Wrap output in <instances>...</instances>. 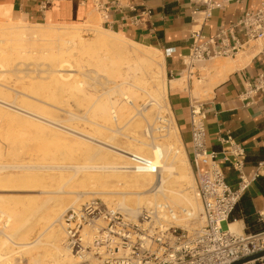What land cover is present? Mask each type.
Here are the masks:
<instances>
[{"label":"bare ground","instance_id":"1","mask_svg":"<svg viewBox=\"0 0 264 264\" xmlns=\"http://www.w3.org/2000/svg\"><path fill=\"white\" fill-rule=\"evenodd\" d=\"M0 20H5L3 16ZM93 18L89 16L86 24L89 25ZM53 38L55 40H53ZM63 40L59 47L45 48L54 41ZM83 38L78 27H63L56 30H46L42 26L28 25L22 21L15 23L0 24V76L2 73L13 75L14 78L0 80V94L6 96L14 95L22 102L36 105L42 103L41 109L48 110L47 105L55 106L59 103V93L68 92L76 98V110H66L70 119L83 118L90 120L98 126V130L104 133L112 125V119L117 122V115L123 116L128 107L137 109V97L149 98L146 103L154 109L166 107L171 113L167 100V85L159 83V74L164 69V58L162 52L152 46L141 44L128 39L120 33L101 27L95 34L94 42L108 46L113 51L124 56L122 66L117 67L116 59L109 63L103 62L99 71L102 72L103 81L111 82L110 92H115L113 97L92 95L83 86L75 74L69 72L74 67L69 57H66L77 43H82ZM131 44V45H130ZM53 45V44H52ZM245 52L237 55L234 62L224 59L213 58L205 63L199 62V67L206 71L203 81L194 80L191 85V93L197 97L201 91H210L211 88L223 80L234 68L245 63L258 47L249 44ZM44 47V48H43ZM40 57V58H39ZM35 58L40 61L26 62L24 59ZM42 58L44 60H42ZM104 58L107 55L104 52ZM84 58L79 57L78 61ZM4 64L9 68L4 69ZM117 64V65H116ZM198 64V63H197ZM116 65V66H115ZM120 66V65H119ZM194 68H191V74ZM98 72V71H96ZM149 72L151 80L148 83L139 81L140 73ZM187 71H183L179 78L169 80V87H183L191 77ZM42 84L52 90L50 96L42 94ZM49 99V101L47 100ZM53 101V102H52ZM14 102V101H12ZM52 102V103H51ZM86 102V104L84 103ZM128 107H127V106ZM50 107L49 111H51ZM129 113V111H128ZM160 115L159 117H162ZM172 116V113H171ZM90 117V118H89ZM172 123L167 128L169 142L162 145L154 139L133 136L129 138L132 147H118L114 144L100 141L102 144L118 153L124 161L103 162L101 164L83 165L78 168L86 169L89 174L95 172L116 171L120 173V179L107 190H95L93 193L117 196H103L105 201L116 200L118 205L126 214L136 216L142 208L152 206L158 202L165 201L176 209H186L187 215L179 217L176 222L179 225H188L189 221L195 220L198 212L201 215L202 206L195 201L193 192L194 179L189 169L187 155L175 124L173 116ZM169 126V122L167 123ZM151 127L145 128L149 133ZM9 167L5 172L7 176L24 177L27 173L42 171V175L55 168L53 165H31L27 163H16L3 165L1 168ZM0 173H2L0 171ZM264 175V168L261 170ZM90 191L77 192L71 204H77ZM74 207V206H73ZM62 211H55L50 218L42 224V234L48 232L47 245L56 246L58 233L61 231L58 224H55L56 216L59 217ZM55 214V215H54ZM53 218V219H52ZM202 218V215H201ZM194 223V222H193ZM240 221H230L228 227L231 231L240 232L238 224ZM13 221L10 215L0 210V231L4 232L5 238H9ZM226 228V225H224ZM34 241L23 244H35ZM42 240V244L46 243ZM60 250V248L58 247ZM1 253L0 245V259ZM48 253L43 251L42 264H57L58 261L49 259ZM59 264H78L77 258L68 252L60 254ZM15 264V263H10Z\"/></svg>","mask_w":264,"mask_h":264},{"label":"rangeland","instance_id":"2","mask_svg":"<svg viewBox=\"0 0 264 264\" xmlns=\"http://www.w3.org/2000/svg\"><path fill=\"white\" fill-rule=\"evenodd\" d=\"M90 16L93 21L89 25H85L87 18L77 23H24L30 26H42L46 30L78 27L83 41L72 47L73 49L66 56L74 64L69 72L75 74L76 78L82 82L80 86L85 87L90 94L113 97L115 92L106 94L113 85L111 82L103 81L101 76L103 74L99 71V68L103 62L109 63L113 59L117 60V67H121L124 56L116 54L108 46L94 42L95 34L103 26L98 13H92ZM17 21L13 17L6 16L5 20H0V24L5 25ZM53 40L55 39L53 38ZM61 41L63 40L54 41L53 45L49 44L45 48L59 47ZM250 45L260 48L259 43L255 41L250 42ZM104 52L107 58H104ZM79 57L84 59L78 61ZM215 58L229 59L224 57ZM24 60L26 62L40 61V59L35 58ZM42 60L44 59L42 58ZM199 64L201 63L196 65L193 70L195 72L191 74L190 79L192 82L197 79L203 81L206 77V71L202 70ZM3 68L8 69L9 65L4 64ZM197 72L199 75H197ZM9 77L10 79L14 78L13 75L5 72L1 74L0 80L3 81ZM170 78L163 69V72L159 74L158 81L167 85ZM139 81L142 83L152 81L149 72L140 73ZM188 86L189 83L183 87L188 88ZM42 94L45 97L50 96L52 90L42 84ZM58 95L60 96L59 103H55V106L47 105L48 110H45L40 108L42 103H38L37 106L31 105L20 101L14 95L0 94V166L16 163L55 166L46 175H42V171L35 169L24 177L7 176L5 172L10 169L9 167L0 169L2 172L0 173V210L10 215L13 221V229L9 232V238H5V231H0L1 253L3 254L0 264H10L11 262L15 264H42L43 251L48 253L47 258L54 259L59 264L62 262L60 256L62 252L66 251L71 254L62 245L64 229L60 222L61 215L69 207H77L90 197H98L103 201H105L103 196L112 199L117 197L93 193V191L107 190L109 186L119 181V172L105 171L89 174L86 169L78 168V166L83 165L124 161L122 156L100 141L118 147H132L129 144L130 137L138 136L149 139L154 136L156 142L162 145L169 142L167 128L172 124L170 122L171 113L166 107L154 109V107L148 105L146 101L149 98L144 99L138 96L137 109L126 105L128 107L127 112L121 117L117 115V122L112 119V125H108L109 128L101 133L97 129L98 126L90 120L69 118L66 110L77 112L76 98L73 94L62 92ZM197 97L204 99L206 91L199 92ZM47 100L49 101V99ZM84 103L86 104V102ZM50 107H52L51 111H49ZM160 115H166L169 122V126L167 124L163 131L158 129V117ZM148 125L154 127V129L150 128L149 133H145V128ZM193 182V192H195L196 185L195 181ZM82 191H90L91 193L86 194L77 204H71L75 194ZM195 201L200 204L196 195ZM115 202L116 200H112L110 203ZM63 209L64 211L59 217L56 216L55 221V224H58L61 229L58 233L57 247L48 246L46 242L48 232L42 234V224L55 211L58 212ZM199 213L196 215L195 220L189 221L190 227L203 224V218ZM237 216L238 213L235 212L234 217L237 218ZM260 226L261 224L259 225L256 222L252 228H260ZM35 239H38L35 244H23ZM42 240L46 243L42 244ZM91 263L95 264L96 262L92 260ZM45 264L49 263L46 262ZM78 264H80L79 261Z\"/></svg>","mask_w":264,"mask_h":264},{"label":"built area","instance_id":"3","mask_svg":"<svg viewBox=\"0 0 264 264\" xmlns=\"http://www.w3.org/2000/svg\"><path fill=\"white\" fill-rule=\"evenodd\" d=\"M189 1L195 5L193 13L201 10L208 18L223 0ZM237 25L242 28L241 37L234 35L231 27L219 29L208 38L200 29H193L188 53L183 57L184 70L191 74V68L199 62L233 57L252 41L259 43L257 52L264 59V5L247 10ZM248 92L264 93V71ZM205 118L202 104L191 102L190 158L195 167V194L202 206L203 224H177L187 210L176 209L165 201L130 216L115 203L90 197L77 207H69L60 217L62 245L80 264H92V260L95 264H232L264 250V207L255 213L256 222L261 224L258 230L236 232L228 227L230 221H236L230 217L241 196L261 176L263 163L247 172L245 147L229 131L215 138L218 148L209 147ZM167 122L166 115L158 117V129L163 131ZM225 165L235 172L236 186L229 183ZM240 264H264V256Z\"/></svg>","mask_w":264,"mask_h":264},{"label":"crops","instance_id":"4","mask_svg":"<svg viewBox=\"0 0 264 264\" xmlns=\"http://www.w3.org/2000/svg\"><path fill=\"white\" fill-rule=\"evenodd\" d=\"M262 5L264 0H223L212 10L210 17L204 18L203 11L192 12L195 5L189 0H0V19L5 13L3 16L22 22L77 23L98 13L104 28L159 49L164 57L165 73L171 80L179 78L185 69L183 57L188 53L193 29H200L202 36L208 38L219 29L231 27L232 33L241 37L242 28L237 25L239 19L247 10ZM249 47L226 60L234 62L237 55ZM263 71L264 59L256 52L207 91L204 99L192 95L191 77L188 88L169 87L168 80L167 100L194 179L188 123L189 105L193 101L200 102L205 111L209 147L218 148L215 138L229 131L245 147L246 171L256 170L260 162L263 163L261 170L264 168V93L248 92L254 79ZM224 170L229 183L236 186L235 172L228 165ZM261 176L264 177L262 173ZM255 183L245 191L252 201L254 214L264 207V197ZM236 221H240V230H250L243 217H237Z\"/></svg>","mask_w":264,"mask_h":264},{"label":"trees","instance_id":"5","mask_svg":"<svg viewBox=\"0 0 264 264\" xmlns=\"http://www.w3.org/2000/svg\"><path fill=\"white\" fill-rule=\"evenodd\" d=\"M256 188L258 189V192L260 195L264 197V177L259 176L255 183ZM252 201L250 200V197L246 195V192L241 196L238 204L235 207L234 213L230 217V220H232L234 217L235 212L238 213V218L243 217L247 225L249 226V229L252 231H256L259 228H252L254 224H256V214H254V210L252 207Z\"/></svg>","mask_w":264,"mask_h":264},{"label":"water","instance_id":"6","mask_svg":"<svg viewBox=\"0 0 264 264\" xmlns=\"http://www.w3.org/2000/svg\"><path fill=\"white\" fill-rule=\"evenodd\" d=\"M261 256H264V250H261V251H259V252H257V253H254V254L249 255V256H247V257H244V258H242V259H239V260L233 262L232 264H240V263H242V262H246V261H248V260L256 259V258H259V257H261Z\"/></svg>","mask_w":264,"mask_h":264}]
</instances>
